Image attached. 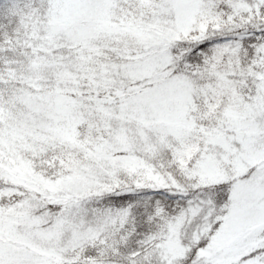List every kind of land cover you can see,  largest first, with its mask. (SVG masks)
Listing matches in <instances>:
<instances>
[{"label": "snow or ice", "instance_id": "1", "mask_svg": "<svg viewBox=\"0 0 264 264\" xmlns=\"http://www.w3.org/2000/svg\"><path fill=\"white\" fill-rule=\"evenodd\" d=\"M0 264H264V0H0Z\"/></svg>", "mask_w": 264, "mask_h": 264}]
</instances>
